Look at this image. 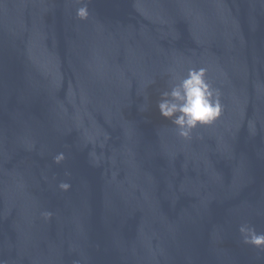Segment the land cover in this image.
I'll list each match as a JSON object with an SVG mask.
<instances>
[{"label": "water", "instance_id": "95a60500", "mask_svg": "<svg viewBox=\"0 0 264 264\" xmlns=\"http://www.w3.org/2000/svg\"><path fill=\"white\" fill-rule=\"evenodd\" d=\"M84 2L0 0V264H264V0ZM190 66L224 111L184 140Z\"/></svg>", "mask_w": 264, "mask_h": 264}, {"label": "clouds", "instance_id": "9594fccd", "mask_svg": "<svg viewBox=\"0 0 264 264\" xmlns=\"http://www.w3.org/2000/svg\"><path fill=\"white\" fill-rule=\"evenodd\" d=\"M77 2L81 6L76 9V17L87 20L90 15L88 3L84 0ZM208 71L205 66H190L183 75L175 68H169L164 74L167 77L166 87L159 92L157 108L160 115L174 126L176 134L184 140L191 139L196 128L213 125L224 111L221 90L210 82ZM64 160L63 152L54 157L56 164ZM58 187L62 191H68L71 184L62 181ZM42 215L49 218L52 213L44 212ZM237 231L242 243L264 249V232H258L254 225L241 223Z\"/></svg>", "mask_w": 264, "mask_h": 264}]
</instances>
